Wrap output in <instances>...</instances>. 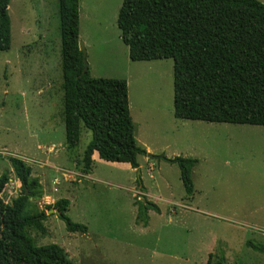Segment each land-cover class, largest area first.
<instances>
[{"label": "rangeland", "instance_id": "obj_1", "mask_svg": "<svg viewBox=\"0 0 264 264\" xmlns=\"http://www.w3.org/2000/svg\"><path fill=\"white\" fill-rule=\"evenodd\" d=\"M81 1L89 68L95 77L123 75V57L121 67L113 65L117 43L128 50L119 41L123 0ZM8 9L12 47L0 51V176L6 172L10 180L2 197L11 203L21 193L10 161L19 157L44 192L32 199L48 215L46 234L30 231L38 245H60L73 264H208L210 256L211 264L221 257L225 264H264V253L248 245L264 244V126L176 117L174 60H152L132 69L139 81L131 85V115L147 151L139 167L96 155L90 175L83 174L75 157L92 133L83 126L69 153L58 0H11ZM177 156L198 159L193 197L179 166L167 160ZM62 198L70 200L66 215L85 224L86 233L69 232L59 213L48 214ZM138 200L160 209L148 210L147 225L136 221Z\"/></svg>", "mask_w": 264, "mask_h": 264}, {"label": "trees", "instance_id": "obj_2", "mask_svg": "<svg viewBox=\"0 0 264 264\" xmlns=\"http://www.w3.org/2000/svg\"><path fill=\"white\" fill-rule=\"evenodd\" d=\"M0 0V51L12 47V21L8 6ZM61 36L63 121L67 149L73 154L82 127L92 138L81 158V173L90 174L93 154L106 161L139 167L146 154L135 136L128 81L83 73L80 49V0H58ZM123 42L132 61L174 60V108L179 118L264 126V3L260 0H123L118 14ZM176 163L188 197L195 185L192 171L197 158L177 156ZM12 167L21 182V193L11 203L3 191L10 177L0 176V264H73L58 244L38 245L31 230L46 234L47 213L32 199L44 194L37 177L23 159L12 156ZM145 201V200H144ZM138 200L137 223L147 225L148 210L159 207ZM70 200L59 199L69 232L86 233L85 224L73 222L66 211ZM48 205V208H52ZM264 253V244L248 241ZM221 257L217 264H225ZM208 264H211V256Z\"/></svg>", "mask_w": 264, "mask_h": 264}, {"label": "crops", "instance_id": "obj_3", "mask_svg": "<svg viewBox=\"0 0 264 264\" xmlns=\"http://www.w3.org/2000/svg\"><path fill=\"white\" fill-rule=\"evenodd\" d=\"M81 2L82 1L80 0V36H82L81 34H82V24H83V13H82V4H81ZM93 16L95 17V15H93ZM88 19H89V16L86 15V21H84V24L85 23L86 24H89L90 23V21ZM119 41H123L122 40V37H121V34L119 36ZM85 42H86V44H89L86 40H85ZM122 48H123V46H121L119 43H117L116 51L118 52V54L116 56V59L114 60L113 65L116 66V68L121 67V65H119V63L122 62V61L119 60V58L123 57V59L125 60V63H126V69L123 70V72H122L123 75H115V76H113V78H125L128 81L129 101H130V99H131V85L134 84L133 82L136 83L137 81H139V74L136 73V78L134 79V76H133V73H132V69L133 68H138L139 65L151 66V65H153V64H151V63H153V61L152 60L151 61H132L130 59V55H129V47H128V50H126V51L124 50V52H123V49ZM156 61H158V60H156ZM154 65H156V64H154ZM89 69H90V73H91L92 76H94V77L95 76H98V75H95L93 73V70H92V67L91 66H90ZM105 76L109 77L110 75H105ZM130 103H131V101H130ZM130 106H131V104H130ZM96 155L99 156V154H98L97 151L94 152L93 159L95 158Z\"/></svg>", "mask_w": 264, "mask_h": 264}, {"label": "water", "instance_id": "obj_4", "mask_svg": "<svg viewBox=\"0 0 264 264\" xmlns=\"http://www.w3.org/2000/svg\"><path fill=\"white\" fill-rule=\"evenodd\" d=\"M79 46H80V49L81 51L83 52V61H84V69H83V73L86 72L89 68V65H88V62H87V51H86V48H85V45L82 41L79 42ZM146 202V201H144ZM52 212H57L60 214V211L58 208H54V209H50L48 211V214L49 213H52Z\"/></svg>", "mask_w": 264, "mask_h": 264}]
</instances>
